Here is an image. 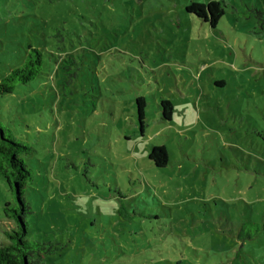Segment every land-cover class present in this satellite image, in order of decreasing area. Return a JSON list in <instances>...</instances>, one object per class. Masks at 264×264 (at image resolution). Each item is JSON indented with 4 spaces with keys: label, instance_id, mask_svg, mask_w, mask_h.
Returning <instances> with one entry per match:
<instances>
[{
    "label": "rangeland",
    "instance_id": "rangeland-1",
    "mask_svg": "<svg viewBox=\"0 0 264 264\" xmlns=\"http://www.w3.org/2000/svg\"><path fill=\"white\" fill-rule=\"evenodd\" d=\"M208 1L0 0V78L29 46L44 58L0 97L30 146L29 238L53 249L36 264H264L262 8L220 0L214 27L184 10ZM5 202L0 176V230Z\"/></svg>",
    "mask_w": 264,
    "mask_h": 264
},
{
    "label": "trees",
    "instance_id": "trees-1",
    "mask_svg": "<svg viewBox=\"0 0 264 264\" xmlns=\"http://www.w3.org/2000/svg\"><path fill=\"white\" fill-rule=\"evenodd\" d=\"M262 11L258 14L264 18V0H257ZM224 3L220 0H209L206 3L190 2L184 10L209 23L214 27L224 13ZM72 60H61L60 65L65 75L72 77L70 68ZM44 64L40 49L28 47L25 59L21 65L12 68L5 76L0 78V97L13 92L17 84H27L37 78ZM1 107V105H0ZM136 116L140 134L144 127L145 101L141 96L135 98ZM160 118L168 121L172 115L171 102L162 98L159 100ZM30 154V146L17 140L9 128L0 123V176L11 191L13 204L5 202L2 207V217L9 223L2 227L0 240V264H36L45 254L53 251L44 243L29 238V227L25 216L30 207L25 197L26 185L32 181V171L25 164V156ZM148 158L155 166L163 167L167 163L168 153L163 146H152ZM253 225V224H252ZM255 230L264 231V224H254ZM249 231L241 227L238 236L248 237Z\"/></svg>",
    "mask_w": 264,
    "mask_h": 264
}]
</instances>
